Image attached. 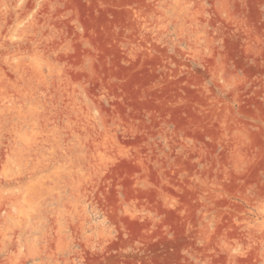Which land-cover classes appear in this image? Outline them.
<instances>
[{"label":"rangeland","instance_id":"obj_1","mask_svg":"<svg viewBox=\"0 0 264 264\" xmlns=\"http://www.w3.org/2000/svg\"><path fill=\"white\" fill-rule=\"evenodd\" d=\"M0 264H264V0H0Z\"/></svg>","mask_w":264,"mask_h":264}]
</instances>
